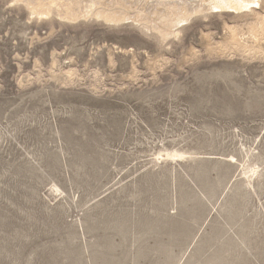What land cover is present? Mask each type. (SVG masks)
<instances>
[{"label": "rangeland", "instance_id": "1", "mask_svg": "<svg viewBox=\"0 0 264 264\" xmlns=\"http://www.w3.org/2000/svg\"><path fill=\"white\" fill-rule=\"evenodd\" d=\"M134 10L0 0V264H264L263 4Z\"/></svg>", "mask_w": 264, "mask_h": 264}, {"label": "bare ground", "instance_id": "2", "mask_svg": "<svg viewBox=\"0 0 264 264\" xmlns=\"http://www.w3.org/2000/svg\"><path fill=\"white\" fill-rule=\"evenodd\" d=\"M14 1L17 2L22 0ZM24 1L26 2L29 11L32 14L49 15L53 11H57L59 14H63L64 17L68 15L69 18L95 15L97 17L107 18L110 21H119L129 18V8H135L133 13L131 12V14H133L134 19L144 21L142 22L144 28L149 27V22L150 26L159 30L163 35H165L164 37H166V35L172 34L173 32L179 31L178 25L184 21H187L189 17L191 18V15H195L196 13H205L210 10H231L234 12L244 13L246 15L248 13L250 14L251 12L256 13V9L258 6L262 4L264 6V0H47L46 2L45 0ZM115 5H119V9L115 10L111 8ZM61 10L63 12H61ZM257 19L260 24H264V20L261 19L259 16ZM237 33L238 32L236 31V27L230 28L229 36L235 43L238 42Z\"/></svg>", "mask_w": 264, "mask_h": 264}]
</instances>
